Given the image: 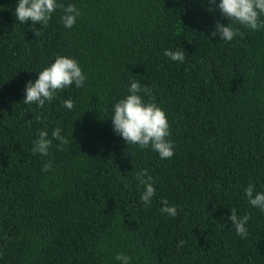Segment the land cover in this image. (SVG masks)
<instances>
[{
  "label": "trees",
  "instance_id": "obj_1",
  "mask_svg": "<svg viewBox=\"0 0 264 264\" xmlns=\"http://www.w3.org/2000/svg\"><path fill=\"white\" fill-rule=\"evenodd\" d=\"M15 3L0 0V264H113L117 251L134 264H264V212L242 192L264 190V30L218 40L214 22L226 20L208 0H61L80 10L72 28L54 13L35 30ZM175 47L184 63L163 55ZM57 54L79 62L84 87L24 104L25 81ZM131 79L165 111L171 159L113 133L109 111ZM56 127L68 143L34 155L38 131ZM141 168L155 182L148 206ZM232 208L249 217L243 239Z\"/></svg>",
  "mask_w": 264,
  "mask_h": 264
},
{
  "label": "clouds",
  "instance_id": "obj_2",
  "mask_svg": "<svg viewBox=\"0 0 264 264\" xmlns=\"http://www.w3.org/2000/svg\"><path fill=\"white\" fill-rule=\"evenodd\" d=\"M211 10L218 11L226 20L221 23L219 19L214 22L211 35L218 40L231 42L235 37H243L240 27L252 32L264 30V0H208ZM59 16V23L66 29L72 28L80 16V10L72 3L63 4L61 0H16L14 16L17 22L25 25L31 21L35 30L47 27L53 14ZM35 25H39L35 28ZM163 55L169 60L178 63L185 62V51L182 47L166 48ZM36 79L24 83V104L43 106L51 102L58 91L74 86L82 88L87 79L79 62L69 55L57 54L45 66L35 71ZM150 90L141 85L136 79H131L126 92L114 100L108 119L111 121L112 131L127 145H136L139 149H151L157 153L159 159H171L174 153V142L171 139L170 124L165 111L155 102L145 99ZM62 107L72 110L73 100L69 97L62 101ZM39 119V117H37ZM57 141V147L67 144V138L62 135L60 127L51 130H39L32 141L31 152L40 157H47L49 149ZM52 167L51 161L45 160L41 171L47 172ZM139 200L143 205L151 204L156 194L154 180L147 169H138L135 172ZM247 203L253 208L264 212V190H257L253 183L242 188ZM161 214L168 217L177 215L175 204L169 205L166 199H161ZM228 221L235 233L242 239L247 235L248 215H238L235 208L229 211ZM183 241L178 242L177 247ZM113 264H134V257L125 251H117L112 257Z\"/></svg>",
  "mask_w": 264,
  "mask_h": 264
}]
</instances>
